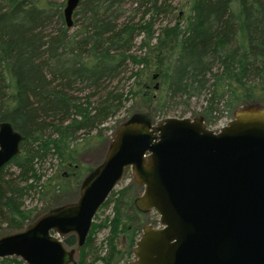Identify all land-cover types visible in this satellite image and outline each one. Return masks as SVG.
<instances>
[{
	"label": "trees",
	"instance_id": "1",
	"mask_svg": "<svg viewBox=\"0 0 264 264\" xmlns=\"http://www.w3.org/2000/svg\"><path fill=\"white\" fill-rule=\"evenodd\" d=\"M65 2L0 0V122L24 137L0 170V237L47 213L25 208L27 197L63 190L45 178L49 156L74 164L77 133L100 136L103 123L137 94L152 99L153 116L201 97L206 126L239 107H264V0H185L182 15L157 29L155 18L170 6L165 0H79L72 27ZM123 191L102 205L113 203L112 216L91 223L75 264L132 255L138 227L121 214L131 205ZM103 229L101 254L93 237ZM64 243L76 245L75 236ZM0 264L25 263L11 257Z\"/></svg>",
	"mask_w": 264,
	"mask_h": 264
},
{
	"label": "water",
	"instance_id": "2",
	"mask_svg": "<svg viewBox=\"0 0 264 264\" xmlns=\"http://www.w3.org/2000/svg\"><path fill=\"white\" fill-rule=\"evenodd\" d=\"M79 0H66L72 27ZM23 135L0 122V170L20 153ZM130 168L142 192V226L130 264H264V108L239 107L210 130L200 116H167L155 124L128 119L113 132L101 165L80 187L76 202L50 210L23 230L0 237V259L68 264L60 239L83 246L94 215ZM58 238H57V237Z\"/></svg>",
	"mask_w": 264,
	"mask_h": 264
},
{
	"label": "rangeland",
	"instance_id": "3",
	"mask_svg": "<svg viewBox=\"0 0 264 264\" xmlns=\"http://www.w3.org/2000/svg\"><path fill=\"white\" fill-rule=\"evenodd\" d=\"M165 3L169 4L170 6L167 7V12L165 14H160L155 18L153 24V27L155 29L159 28L166 22L172 23L174 20H176L177 16L179 17L182 15L185 9V0H165ZM125 5H129V3L125 2ZM74 19L75 13H73L72 15V22ZM138 38H136V42L138 41ZM130 81L131 80L124 82L125 87L128 86ZM153 82L154 81H152L150 84L152 85ZM148 91L151 92L152 89L149 90L148 88ZM84 93L85 91H83L81 94ZM142 94L143 92L127 99L124 102L123 107L114 116L103 123L105 129L100 130V136H95L94 130L90 131L88 134L77 133L78 137L76 140L77 144L74 164L69 167L60 166L58 165V161H56V159L52 158V156H49L46 164L44 165V172L46 174L45 178L49 176L53 177L56 183H61L63 185V190L56 189L55 194L45 193V196L43 197H40L38 194H33L34 196L26 198L24 204L25 208L30 209L36 207L37 211H40L41 214L42 212H48L49 209L52 210L57 207L76 202L82 184L89 179L92 173L95 172V170L104 161L112 134L121 123L127 121L128 119H135L140 117L148 119L149 123H151L152 125L158 123L167 116L191 118L194 116H198V112L203 105L201 97L198 99L191 98L190 100H188L187 107L178 105L175 109L167 112L164 116H153V101L152 99L148 101ZM148 102L149 105L147 106ZM232 117L233 111H230L228 112V114H223V116H221L214 124L208 125L207 127L212 131H217L220 127L226 125ZM96 149H99L97 154L95 153ZM64 174H66L65 177L63 176ZM121 189L124 190V198L131 202L130 206H126L127 208L121 207V214H127L131 218L133 224L138 227L137 238L140 234L142 226H150L154 228L157 227L158 216L154 212H141L137 210L134 205L135 200L140 196L142 192V188L135 181L134 175L130 168L124 169L119 182L111 192L112 194L110 193V195L108 196L111 197L110 201L119 199L117 194ZM100 208L94 215L96 216V218L93 217L92 222L96 223L103 220L104 217L110 218L112 216V202H110L106 207H102L101 209ZM107 235L108 230L103 229L98 231L93 237L94 248L98 249L101 254L105 253L103 242ZM69 236L70 235L60 237V239L64 242V240ZM65 247L67 252L74 250L72 261L68 264H75L78 257V248L76 247V245L72 247ZM132 260V255L128 258L122 257L115 264H130Z\"/></svg>",
	"mask_w": 264,
	"mask_h": 264
},
{
	"label": "flooded vegetation",
	"instance_id": "4",
	"mask_svg": "<svg viewBox=\"0 0 264 264\" xmlns=\"http://www.w3.org/2000/svg\"><path fill=\"white\" fill-rule=\"evenodd\" d=\"M98 151H99V149H96V150H95V153L97 154V153H98Z\"/></svg>",
	"mask_w": 264,
	"mask_h": 264
}]
</instances>
